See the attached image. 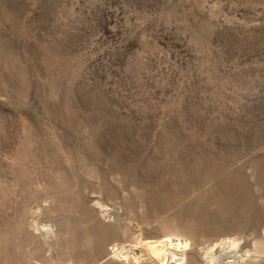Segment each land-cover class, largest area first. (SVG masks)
Listing matches in <instances>:
<instances>
[{
    "label": "rangeland",
    "instance_id": "obj_1",
    "mask_svg": "<svg viewBox=\"0 0 264 264\" xmlns=\"http://www.w3.org/2000/svg\"><path fill=\"white\" fill-rule=\"evenodd\" d=\"M0 264H264V0H0Z\"/></svg>",
    "mask_w": 264,
    "mask_h": 264
},
{
    "label": "bare ground",
    "instance_id": "obj_2",
    "mask_svg": "<svg viewBox=\"0 0 264 264\" xmlns=\"http://www.w3.org/2000/svg\"><path fill=\"white\" fill-rule=\"evenodd\" d=\"M166 243H168L169 245H172L173 246V243L170 241V242H166ZM158 251V250H157ZM151 252V255L155 258V260H157V261H160V260H165L166 258H167V256H166V258L165 257H163V259H161V257L160 256H157V253L155 252V251H153V249H152V251H150ZM159 252V251H158ZM162 253V252H161ZM182 254V253H181ZM180 253H178L176 256L175 255H171V257H172V259H170V260H172L173 262L175 261V262H178V263H182L183 262V255H181ZM150 255V256H151ZM164 255V254H163ZM121 256V255H120ZM225 256H227V257H230L229 255H226L225 254ZM216 261V260H215ZM214 261V262H215Z\"/></svg>",
    "mask_w": 264,
    "mask_h": 264
}]
</instances>
